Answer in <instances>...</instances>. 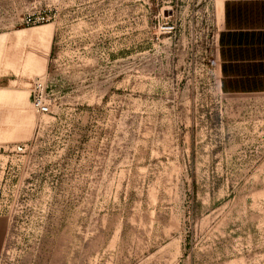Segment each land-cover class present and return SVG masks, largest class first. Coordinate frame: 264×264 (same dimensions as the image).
I'll use <instances>...</instances> for the list:
<instances>
[{
  "label": "rangeland",
  "instance_id": "374dc122",
  "mask_svg": "<svg viewBox=\"0 0 264 264\" xmlns=\"http://www.w3.org/2000/svg\"><path fill=\"white\" fill-rule=\"evenodd\" d=\"M219 4L0 0V264H264V95L217 89Z\"/></svg>",
  "mask_w": 264,
  "mask_h": 264
},
{
  "label": "crops",
  "instance_id": "0c3cea01",
  "mask_svg": "<svg viewBox=\"0 0 264 264\" xmlns=\"http://www.w3.org/2000/svg\"><path fill=\"white\" fill-rule=\"evenodd\" d=\"M215 61L219 93L264 95V0H220Z\"/></svg>",
  "mask_w": 264,
  "mask_h": 264
},
{
  "label": "built area",
  "instance_id": "2783aa9c",
  "mask_svg": "<svg viewBox=\"0 0 264 264\" xmlns=\"http://www.w3.org/2000/svg\"><path fill=\"white\" fill-rule=\"evenodd\" d=\"M34 107L36 108L37 112L40 114L48 113V106L42 99L41 93L34 97Z\"/></svg>",
  "mask_w": 264,
  "mask_h": 264
}]
</instances>
